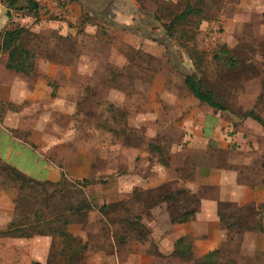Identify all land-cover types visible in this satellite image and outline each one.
I'll use <instances>...</instances> for the list:
<instances>
[{"label":"rangeland","instance_id":"obj_1","mask_svg":"<svg viewBox=\"0 0 264 264\" xmlns=\"http://www.w3.org/2000/svg\"><path fill=\"white\" fill-rule=\"evenodd\" d=\"M46 1L39 0L37 17L18 10L10 18L26 28L21 41L34 64L58 65L55 76L45 79L51 95L59 93L70 111L58 112L46 102L45 129L53 144L44 155L58 164L62 179L54 185L26 184L0 164V186L21 188L18 220L30 227L38 215L43 224L32 232L53 237L56 227L76 237L52 238L43 264H264V252L241 250L242 234L262 226L263 205L254 210L218 203L224 240L204 259L175 255V241L171 248L161 247L171 249L167 253L160 252L150 228L180 223L171 218L195 207V201L160 200L163 193L183 188L188 196L179 197L185 200L213 189L186 188L200 168L231 169L246 183L264 180L263 127L242 117L252 111L264 121L263 18L254 2L138 0L141 17L134 28L142 39L134 41L117 37V26L97 22L87 12L75 28L82 32L90 24L95 33L63 38L49 22L65 19L56 11V6L66 10L60 6L64 0L50 7ZM186 6L197 9L189 23L168 30L165 24ZM207 32L213 36L209 47L203 41ZM187 74L200 79L227 110L199 102L184 82ZM127 217L136 223L128 225ZM57 246H66L68 254L60 257ZM14 262L25 264L22 258Z\"/></svg>","mask_w":264,"mask_h":264},{"label":"crops","instance_id":"obj_2","mask_svg":"<svg viewBox=\"0 0 264 264\" xmlns=\"http://www.w3.org/2000/svg\"><path fill=\"white\" fill-rule=\"evenodd\" d=\"M9 1L0 0V42L4 31L15 25L12 24L10 18L13 11H25L30 15L25 8L17 7L25 5L23 0H17L14 6L9 5ZM46 2L48 3V0ZM100 2L97 6H88L83 5L80 0H75L65 7L64 12L58 9L57 14L62 13L67 21H64L65 19L59 22L50 20L49 25L55 26L57 34L63 38L67 36L80 38L83 32L93 35L95 32L92 31L90 24H86L82 32L75 28L81 13L87 12L88 16L94 17L97 22L102 24L108 22L117 26V31L115 30L117 37L123 35L134 41L142 39L140 31L134 28L135 22L141 17L139 10L141 3L138 0H101ZM253 2L263 18L261 26L264 30V0H249V5ZM48 5L50 7L49 3ZM40 9L39 5L37 11L41 12ZM34 16L37 17V13H34ZM41 23H45V20ZM34 30L35 28L31 29V31ZM6 59L7 54L1 53L0 164L14 167L24 177L32 179L30 184L54 185L62 179V174L58 164L44 155L49 148L48 144H53L50 138L52 133L49 135L45 129L46 102L49 103L50 108L58 112L70 111L68 105L61 101L63 97L59 93L55 97L51 95L45 79V76H55L52 70L58 65L38 61L34 64L33 71L24 75L7 68ZM219 125L220 120L218 119L216 129ZM201 185L210 186L213 189L196 198L195 207H184L183 211L195 209L192 220L171 224L168 222L164 227L158 228L150 226L151 234L158 239L156 245L160 247V252L167 253L171 249L162 250L161 247L171 248L173 241L186 235L192 237V254L195 258L220 248L224 240L218 215V203L220 202L231 203L238 208L253 206L254 210H257L259 205L264 207V180L246 183L239 181L231 169L214 167L207 170L204 167L200 168V172L197 171L194 182L191 181L186 188L195 192ZM120 187L121 195L124 187L122 185ZM20 189L18 186H0V263L16 264L14 261L20 258L25 264H31L33 261L44 263L50 251L52 236L38 231L30 233L29 236L8 233L16 228L29 226L28 222L21 221L22 217L17 219L20 214L17 207ZM162 211L164 215L168 214L164 207ZM155 212L153 210V213ZM35 217L37 219L32 222V227L39 230L38 225L43 224V220L41 221V216ZM262 227L264 228V218ZM241 247L245 254L264 252V233L256 229L245 231L241 236Z\"/></svg>","mask_w":264,"mask_h":264},{"label":"trees","instance_id":"obj_3","mask_svg":"<svg viewBox=\"0 0 264 264\" xmlns=\"http://www.w3.org/2000/svg\"><path fill=\"white\" fill-rule=\"evenodd\" d=\"M17 0H10L9 1V5L14 6L15 2ZM75 0H64V2H62V4H60V6L63 8H65L69 3L74 2ZM24 2V6L23 5H18L17 7L19 9H23L25 8L26 10H28L29 12H37L38 8H39V0H23ZM196 8L192 7V6H186L185 9L183 11H181L180 13H177L173 16V18L171 19V21L168 24H165V26L167 27L168 30H173V28L176 25H180V24H186L189 23V19L188 17L193 13L196 12ZM26 28L23 26H19V25H13L11 27H9L8 29H6L4 31V33L1 35V42H0V54L1 53H6L7 54V59L5 62V66L11 70H14L16 72L22 73V74H29L31 71H33L34 68V62L32 61V59L34 58L33 53L30 54V52L24 47L23 41H21V37L23 35V33L25 32ZM66 38V37H64ZM184 82L186 84V86L188 87V89L191 91V93L197 98V100L201 103H204L206 105H208L211 108L217 109L221 112H224L227 110V108L224 106L223 103H221L213 94L212 91L210 90H206L203 88L202 86V82L200 79L196 78L194 74H187L184 77ZM243 118H251L257 122H259L264 130V121L262 120V118L255 114L252 111H248L245 112L242 115ZM3 168L5 170H8L12 175L15 176V178H18L21 181H25L26 184H30L31 180L30 178L24 177L20 172H18L14 167L3 164ZM85 182V180H84ZM24 184V183H23ZM182 194H185V196L187 197L188 195L186 194L185 189L181 188L178 189L175 193H163L160 196V200L163 199V201H168L171 203H175V202H188V201H195L196 200V196L192 195L190 193L188 198H185V200H180V197ZM180 200V201H179ZM72 208L70 207L68 210H71ZM195 209H187L185 211H182L180 213H182L181 216H178L176 218L177 215H175V217L171 218L172 222H186L189 219H191L194 215ZM218 215H220L219 211H218ZM220 221H221V216L219 217ZM56 220L55 218L51 221L52 222ZM125 221L129 224H135V220L131 219V218H126ZM27 229L24 228H16L13 229L12 231H8V233H16L19 236H29L30 233H32L31 228L32 225L29 227H26ZM247 229V228H245ZM259 230L261 232L264 233V228L262 226H259ZM52 234H53V239L59 236H64V238H68L71 239V241H74V239L76 238L74 235H71L69 233V231L67 232V230L65 229H59L56 227H52ZM187 239V235L186 236H182L179 237L178 239L175 240L174 243V249H173V253L179 257H184L189 258V259H196L193 254H192V240H188ZM70 241L67 240L66 241V245L68 246V243ZM52 245V244H51ZM53 247V245H52ZM57 246V252L58 255L60 257H64V255L68 254L66 250V246L63 247H59ZM69 247V246H68ZM77 251V250H76ZM214 250L209 251L208 253H206L205 255L198 257L201 259L206 258V256H208L209 254H211ZM73 255H76L77 252H75L74 250L70 251ZM1 264V263H0ZM31 264H43L41 262H37V261H33Z\"/></svg>","mask_w":264,"mask_h":264},{"label":"built area","instance_id":"obj_4","mask_svg":"<svg viewBox=\"0 0 264 264\" xmlns=\"http://www.w3.org/2000/svg\"><path fill=\"white\" fill-rule=\"evenodd\" d=\"M57 2H58V0H48V3L51 6H56L57 5ZM56 11L58 12L57 6H56ZM210 30H211V33L212 32H215L216 31V26L212 25L211 28H210ZM203 41H204V44L207 47H209L210 44L213 43V36H211V34L207 32V33H205V36L203 38Z\"/></svg>","mask_w":264,"mask_h":264}]
</instances>
